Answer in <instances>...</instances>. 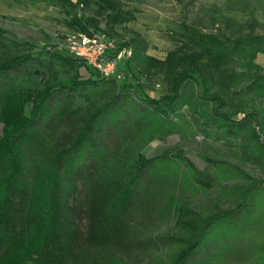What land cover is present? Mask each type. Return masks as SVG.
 Returning <instances> with one entry per match:
<instances>
[{
    "label": "trees",
    "instance_id": "16d2710c",
    "mask_svg": "<svg viewBox=\"0 0 264 264\" xmlns=\"http://www.w3.org/2000/svg\"><path fill=\"white\" fill-rule=\"evenodd\" d=\"M98 2L109 36L135 19L116 0ZM201 10L217 30L182 26L162 63L142 37L124 41L132 73L121 82L70 76L85 64L0 29V264H264V182L245 167H264V35ZM136 73L163 76L165 94L137 93ZM170 137L231 140L240 156L207 146L205 179L178 147L132 155Z\"/></svg>",
    "mask_w": 264,
    "mask_h": 264
},
{
    "label": "rangeland",
    "instance_id": "374dc122",
    "mask_svg": "<svg viewBox=\"0 0 264 264\" xmlns=\"http://www.w3.org/2000/svg\"><path fill=\"white\" fill-rule=\"evenodd\" d=\"M70 1L79 6L73 16L67 15L64 8L54 1L48 3L42 0L35 2L0 0V29L35 44L39 49L47 50L54 45L61 50L60 52L70 55H72L69 51L71 44H78V40L82 36L95 39L98 41L97 43L100 42V39H112L116 42V49H118L124 41H129L138 35L148 45V56L160 63L165 61L170 52L178 48L176 33L181 30L182 26L190 25L211 33L217 30L216 27L210 25L201 8H220L227 17L241 24L246 22L254 24L255 33L264 35V0H116L125 11L131 12L135 18L130 23L115 25L113 33L116 37L108 35L107 16L109 13L100 9L99 0ZM74 16L82 22L81 25L86 28V31L77 25L74 27V24L70 22ZM84 22H86V26ZM75 58L83 62L85 67L72 70L70 76L85 79L94 75L95 69L90 67L85 60ZM257 63L264 66V55H258ZM125 67L126 63L122 61L118 69L123 70L121 71L123 76L125 74L123 72H129L131 75L132 71L129 68L126 70ZM56 72L58 77H64L61 67L57 66ZM135 76L137 79L136 77L131 79L137 93L147 94L154 98L165 94L166 84L163 76L139 77L137 73ZM121 81L119 80V82ZM20 86L27 89L43 88L39 84L26 81H21ZM90 93L96 97L99 92L92 91ZM76 106H82L78 99ZM207 146L221 149L228 161L238 162L240 151L236 142L231 140L224 144L203 142L201 138L196 141H182L177 137H170L166 141H157L144 146L136 145L132 148V155L136 156L140 153L146 158H152L166 149L178 147L177 149L184 152L199 174L205 179H209L212 168L206 166L198 157ZM245 167L254 177L264 182V167L251 164H247ZM220 208H227V206L222 204Z\"/></svg>",
    "mask_w": 264,
    "mask_h": 264
},
{
    "label": "built area",
    "instance_id": "2783aa9c",
    "mask_svg": "<svg viewBox=\"0 0 264 264\" xmlns=\"http://www.w3.org/2000/svg\"><path fill=\"white\" fill-rule=\"evenodd\" d=\"M78 41V44H71L69 48L74 58L85 60L90 67L98 71L105 79L115 81L124 79L118 66L131 56L130 49H116V42L112 39H100V42L97 43L98 41L95 39L82 36ZM108 51L111 53H107Z\"/></svg>",
    "mask_w": 264,
    "mask_h": 264
},
{
    "label": "crops",
    "instance_id": "0c3cea01",
    "mask_svg": "<svg viewBox=\"0 0 264 264\" xmlns=\"http://www.w3.org/2000/svg\"><path fill=\"white\" fill-rule=\"evenodd\" d=\"M257 61V60H256ZM259 64V63H258ZM259 65H261L262 67H264L262 64H259Z\"/></svg>",
    "mask_w": 264,
    "mask_h": 264
}]
</instances>
